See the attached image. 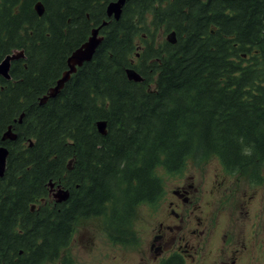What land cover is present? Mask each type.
I'll return each mask as SVG.
<instances>
[{
  "label": "trees",
  "instance_id": "16d2710c",
  "mask_svg": "<svg viewBox=\"0 0 264 264\" xmlns=\"http://www.w3.org/2000/svg\"><path fill=\"white\" fill-rule=\"evenodd\" d=\"M112 1L0 0V62L23 52L0 76V264L57 261L92 216L112 242L132 241L161 171L194 155L264 182V0H128L119 19ZM94 29L92 58L51 96Z\"/></svg>",
  "mask_w": 264,
  "mask_h": 264
},
{
  "label": "flooded vegetation",
  "instance_id": "af4514ba",
  "mask_svg": "<svg viewBox=\"0 0 264 264\" xmlns=\"http://www.w3.org/2000/svg\"><path fill=\"white\" fill-rule=\"evenodd\" d=\"M163 193L148 207L153 232L145 239L151 262L164 264L172 259L179 264H239L237 255L224 256L222 243L234 239L235 231L221 223L222 215L230 212L245 194L249 220V244L245 264H264V182H253L240 171L226 168L218 158L202 163L188 162L181 169L165 173ZM195 180L200 184L196 185ZM245 187L244 190L240 188ZM246 212V210H245ZM246 224V223H245ZM185 231L178 234V230ZM137 231L138 242L139 233ZM251 252V253H250ZM243 264V263H242Z\"/></svg>",
  "mask_w": 264,
  "mask_h": 264
},
{
  "label": "rangeland",
  "instance_id": "374dc122",
  "mask_svg": "<svg viewBox=\"0 0 264 264\" xmlns=\"http://www.w3.org/2000/svg\"><path fill=\"white\" fill-rule=\"evenodd\" d=\"M167 184L170 187L174 186L173 182L168 181ZM194 184L200 183L195 180ZM244 189L245 187H242L239 191ZM148 212V208L145 207H140L137 212L135 221L139 239H142L139 244H114L108 237L102 217L83 218L76 224L72 241L64 250L63 255L55 262L47 261L43 264H62L63 258L67 255H70L77 264H154L151 262L152 258L145 239L152 234V221L156 219L151 220ZM250 218L251 214L249 215L246 209L245 194L239 192V198L233 204L231 211L224 213L221 220V223H227V226L229 225V228L235 231L234 239L224 243L223 236H221L218 241H215L216 245L222 243L226 258L235 254L237 261L242 259L239 264H245L247 249L251 246L248 239ZM184 231L185 227H181L178 234Z\"/></svg>",
  "mask_w": 264,
  "mask_h": 264
},
{
  "label": "water",
  "instance_id": "95a60500",
  "mask_svg": "<svg viewBox=\"0 0 264 264\" xmlns=\"http://www.w3.org/2000/svg\"><path fill=\"white\" fill-rule=\"evenodd\" d=\"M128 0H114L108 4L107 13L110 17L119 19L122 15V8ZM36 10L40 16L44 14V6L40 1L36 4ZM106 24V23H104ZM99 29H94L90 38L78 49H76L68 59L69 69L64 72L62 78L59 79L57 86L54 88V91L50 94L54 96L57 94L58 90L64 85V83L70 78V75L76 70V68L82 65L84 62L89 61L102 38L98 36ZM168 41L171 43L176 42V34L174 31L170 32L167 36ZM23 56V52L13 53L4 60L0 62V76H3L6 79H10V69L12 61ZM128 76L130 79L135 81H141L142 77L134 70H128ZM98 130L105 134L106 133V123L105 121H99L97 123ZM17 134L13 133L11 127L8 128L3 139H15ZM9 154V150L5 145L0 146V177L4 176L6 170V162ZM68 190L59 189L55 196L59 197V201L65 200L68 197Z\"/></svg>",
  "mask_w": 264,
  "mask_h": 264
},
{
  "label": "bare ground",
  "instance_id": "6f19581e",
  "mask_svg": "<svg viewBox=\"0 0 264 264\" xmlns=\"http://www.w3.org/2000/svg\"><path fill=\"white\" fill-rule=\"evenodd\" d=\"M39 2H40V1H39ZM41 2H42V1H41ZM58 81H59V80H58ZM57 83H58V82H57ZM56 86H57V84H56ZM56 86H55V87H56ZM55 87H54V88H55ZM53 91H54V90H53Z\"/></svg>",
  "mask_w": 264,
  "mask_h": 264
}]
</instances>
